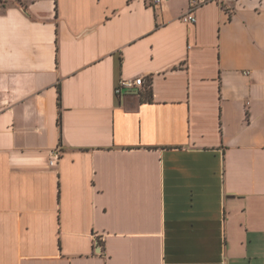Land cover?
<instances>
[{
  "label": "crops",
  "instance_id": "0c3cea01",
  "mask_svg": "<svg viewBox=\"0 0 264 264\" xmlns=\"http://www.w3.org/2000/svg\"><path fill=\"white\" fill-rule=\"evenodd\" d=\"M233 5L0 0V264H264V0Z\"/></svg>",
  "mask_w": 264,
  "mask_h": 264
},
{
  "label": "built area",
  "instance_id": "2783aa9c",
  "mask_svg": "<svg viewBox=\"0 0 264 264\" xmlns=\"http://www.w3.org/2000/svg\"><path fill=\"white\" fill-rule=\"evenodd\" d=\"M151 5H159L163 2V0H146ZM211 1H217L221 4V6L226 10L228 13H233L234 11V5L233 2H236L237 0H189V7L188 10L181 15V20L187 23H195L197 21L196 16V10ZM145 83V78L143 76L137 77L135 79H122L116 89L117 93L120 94L123 90V88H130V87H136V86H142ZM62 153L61 148H57L53 151V157L50 160V164L54 165L55 161L60 157ZM96 244L97 246H100V238L96 237Z\"/></svg>",
  "mask_w": 264,
  "mask_h": 264
},
{
  "label": "trees",
  "instance_id": "16d2710c",
  "mask_svg": "<svg viewBox=\"0 0 264 264\" xmlns=\"http://www.w3.org/2000/svg\"><path fill=\"white\" fill-rule=\"evenodd\" d=\"M149 86H150V84H149Z\"/></svg>",
  "mask_w": 264,
  "mask_h": 264
}]
</instances>
